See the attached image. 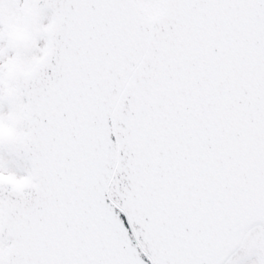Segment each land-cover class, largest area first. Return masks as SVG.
Listing matches in <instances>:
<instances>
[{
  "label": "snow or ice",
  "instance_id": "snow-or-ice-1",
  "mask_svg": "<svg viewBox=\"0 0 264 264\" xmlns=\"http://www.w3.org/2000/svg\"><path fill=\"white\" fill-rule=\"evenodd\" d=\"M0 264H264V0H0Z\"/></svg>",
  "mask_w": 264,
  "mask_h": 264
}]
</instances>
